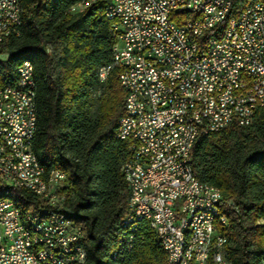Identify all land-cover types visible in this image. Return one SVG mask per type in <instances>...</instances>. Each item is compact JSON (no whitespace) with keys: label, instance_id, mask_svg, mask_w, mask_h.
<instances>
[{"label":"built area","instance_id":"1","mask_svg":"<svg viewBox=\"0 0 264 264\" xmlns=\"http://www.w3.org/2000/svg\"><path fill=\"white\" fill-rule=\"evenodd\" d=\"M234 1H102L118 41L112 65L102 68L98 76L105 83L116 69L126 93L116 137L128 144L122 173L127 185H135V196L128 197L127 208L131 211L134 205H141L147 223L149 207L157 208L159 234L166 235L173 248L171 264H175L185 217L200 208L218 209L221 204L219 197L196 185L195 177L193 185H186L175 162L176 152H184L191 164L198 137L232 126H249L256 111L264 107V2L256 1L234 15ZM183 13L192 19L181 26L171 20L172 14ZM224 23L218 37L207 39L203 48L193 46L195 35L203 36ZM15 35L14 0L0 1L2 46ZM7 56L0 54V59ZM28 77V69H21L20 81H13L12 87L0 86V92L7 93V102L0 104V185L14 188L7 152L19 148L23 176L30 180L28 191L40 193L39 170L29 148L31 116L23 114L20 104V96L30 99ZM184 119L194 123L190 148L181 145ZM133 171L141 172L142 181L133 179ZM172 177H179V184H172ZM54 181L52 203H44L42 210L30 207L31 211H52V218L35 220L40 244L48 245L45 263L73 264L83 232L74 223L61 222L56 209L65 201L64 191L70 194L72 190L57 172ZM223 245L215 224L203 220L185 251L183 264H203V260L224 264ZM124 256L120 255V262ZM0 264H36L28 236L23 235L18 215L8 203H0Z\"/></svg>","mask_w":264,"mask_h":264},{"label":"trees","instance_id":"2","mask_svg":"<svg viewBox=\"0 0 264 264\" xmlns=\"http://www.w3.org/2000/svg\"><path fill=\"white\" fill-rule=\"evenodd\" d=\"M264 0H235L236 15ZM20 35L0 49V85L13 82L16 70L28 61L36 84V132L33 152L47 173L66 174L73 196L56 209L83 232L86 258L82 264H166L155 231L140 222L136 241L124 260L113 259L127 215L130 195L122 166L128 158L126 142L116 137L124 116L126 93L113 69L105 83L99 71L112 65L118 34L105 17V3L90 0H20ZM230 16H228L229 18ZM192 16L172 14L179 26ZM226 23L197 39L203 44L218 37ZM191 165L200 182L221 192L226 224L225 254L231 264H263L264 225V107L249 126H232L199 137ZM72 185H71V184ZM0 197L16 206L45 208L31 192L0 185ZM42 203V204H41ZM212 264V263H210Z\"/></svg>","mask_w":264,"mask_h":264},{"label":"bare ground","instance_id":"3","mask_svg":"<svg viewBox=\"0 0 264 264\" xmlns=\"http://www.w3.org/2000/svg\"><path fill=\"white\" fill-rule=\"evenodd\" d=\"M3 1V0H0ZM92 2H102L109 0H90ZM13 0H5V3H12ZM22 7L20 0H14V12H15V23L18 28V35H20V27L22 25ZM202 37V35H195L193 39V46L195 48H203V44H199L197 39ZM2 47V37H0V48ZM21 69H28V85L31 92L30 99L28 96H20L21 110L25 116H31V130L29 131V148L31 151V158L34 161V167L38 172V179L40 181V188H43V192H31L33 193L40 202L52 203V194L55 188V172L59 174L62 180L68 184L67 176L61 171H53L47 173L45 168L40 164L37 155L33 152V142L36 132L37 114H36V84L33 78V65L26 61L22 63L16 70V79L14 81H20ZM3 87H12V82H8ZM7 102V93L0 92V104ZM184 133L181 136V145L183 148H190L192 135L194 131V123L192 119H184ZM120 130V121L118 123L116 132ZM199 138V137H198ZM197 138V139H198ZM196 142V141H195ZM195 144V143H194ZM193 144V146H194ZM7 159L10 163V170L13 173L12 187L27 190L30 188V180L23 176L24 173V161L22 158V153L19 148L8 149ZM175 162L179 163V171L183 172L185 176L186 185H193V177L196 179V185L202 189H207V194L213 197H219L221 201L222 196L219 189L200 182L192 165L189 164V159L184 152H176ZM133 179L135 181H142V174L140 171H133ZM71 184V183H70ZM172 184H179V177H172ZM72 185V184H71ZM129 197L135 196V185H128ZM73 196V193H70ZM66 200V198H65ZM0 203H8L14 208L16 214L18 215V222L23 229V235L28 236V244L31 252H34V261L36 264H46L45 254L48 252L47 244H40V228L35 223L37 221H45L52 218V211H31V207L21 208L16 206V203L9 197H0ZM41 203V204H42ZM35 218V219H33ZM61 222L72 223L68 217L60 212ZM147 219L150 227L157 234L160 240L163 250L167 254V263L171 264L173 260V248L170 241L167 239L166 235L159 234V228L161 226V218L158 217L157 208L149 207L147 211ZM203 220L210 222V224H215V231L219 233L222 239V253L225 254V247L227 244V239L224 237L220 228L226 224V217L222 213L221 204L218 209L213 208H200L196 211V214H188L185 217V223L182 225L180 242L177 248V257H175V264H183L185 261V251L189 248V244L192 240L194 232L196 229H201L203 227ZM145 221V216L141 214V205H134L131 211H128V216H126L122 221V233L120 236V241L118 247L113 251V259H117L126 251H130L133 248L134 241L136 238V233L138 225L140 222ZM260 224L264 225V215L260 220ZM82 232V229H81ZM83 237L78 238L79 251L77 256L73 259V264H82L86 258V251L82 244ZM212 263L210 260H203V264ZM224 264H231L226 257H224ZM264 264V259H263Z\"/></svg>","mask_w":264,"mask_h":264}]
</instances>
